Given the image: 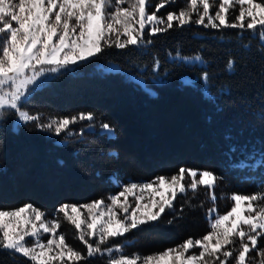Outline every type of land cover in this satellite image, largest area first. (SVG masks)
Masks as SVG:
<instances>
[{
	"label": "trees",
	"instance_id": "1",
	"mask_svg": "<svg viewBox=\"0 0 264 264\" xmlns=\"http://www.w3.org/2000/svg\"><path fill=\"white\" fill-rule=\"evenodd\" d=\"M159 2L151 0L149 11ZM185 3L175 0L161 13L178 11ZM152 39V45L139 50L109 49L78 73H64L51 80L26 105L44 122L50 117L92 112L97 118L94 132L85 128L87 122L72 125V134L67 137H56L31 125L19 124L13 129V119L0 126V210L31 203L51 215L63 204L83 205L117 193L120 187L112 182L114 176H119L121 183L148 182L160 175L170 177L180 167L222 176L214 189L215 204L208 189L189 190L175 201V213L158 227H144L113 241L126 245L125 254L143 256L179 245L189 237H202L210 231L209 208L215 207L222 215L230 210L233 193L260 191L264 173L232 167L247 156L258 158L264 152V46L257 36L235 29L192 26L174 28ZM177 51L182 56L199 53L206 67L173 59ZM230 58L237 62L234 74L226 68ZM156 61L158 73L164 77L159 84L149 80ZM108 62L118 63L121 71H101ZM205 70L209 73L207 88L215 98L212 101L204 96L200 79ZM130 74L141 75L155 95H149ZM182 76L195 81L183 85ZM99 122L112 125L116 136L101 135ZM226 134L234 139L226 141ZM65 139L68 143H58ZM230 143L237 145L231 160L226 155ZM113 152L118 158L109 155ZM169 219L173 220L171 225ZM65 230L67 243L86 254L85 246L71 236L69 227ZM107 261V256L90 258V264ZM0 264L31 262L0 251Z\"/></svg>",
	"mask_w": 264,
	"mask_h": 264
},
{
	"label": "snow or ice",
	"instance_id": "2",
	"mask_svg": "<svg viewBox=\"0 0 264 264\" xmlns=\"http://www.w3.org/2000/svg\"><path fill=\"white\" fill-rule=\"evenodd\" d=\"M174 2L160 0L155 10L149 11L151 0H0V126L15 119L17 124L67 137L72 134V125L87 122L88 130L94 132L97 118L92 112L50 117L44 122L40 114H31L26 105L51 80L64 73H78L96 63L109 49L139 50L152 45L153 37L174 28L235 29L256 33L264 44V3L186 0L178 11L158 15ZM237 5L238 14L233 15ZM261 51L264 54V47ZM173 59L192 66L207 64L199 53L182 56L177 51ZM226 68L234 74L237 62L230 58ZM158 69L156 61L153 71ZM101 71L121 70L109 64L102 66ZM200 79L207 84L209 73L203 71ZM182 83L191 85L192 81L185 79ZM204 96L210 101L215 99L207 88ZM98 126L101 135L116 136L109 123L99 122ZM224 139L230 142L234 138L226 134ZM236 152L237 145L230 143L226 153L230 160ZM109 155L118 158L119 154ZM232 167L264 173V152L259 159L247 156ZM222 179L213 171L186 167H180L170 177L160 175L148 182L121 183L120 177L114 176L112 182L121 190L108 196L109 202L101 198L83 205H61L57 211L75 227L86 254L69 245L65 235L58 232L59 219H47V214L33 204L0 210V251L31 264H90V258L97 255L107 256V264H264V181L257 193H233V204L222 215L215 207L209 208L210 231L200 238L189 237L179 245L143 256L125 254L126 245L113 243L144 227H158L166 216L175 213V201L189 190L208 189L215 204L214 189ZM167 223L171 225L173 220ZM44 236L48 238L45 240ZM253 252L261 258L259 261Z\"/></svg>",
	"mask_w": 264,
	"mask_h": 264
},
{
	"label": "rangeland",
	"instance_id": "3",
	"mask_svg": "<svg viewBox=\"0 0 264 264\" xmlns=\"http://www.w3.org/2000/svg\"><path fill=\"white\" fill-rule=\"evenodd\" d=\"M236 8L239 10V7L236 6ZM236 8H235V9H236ZM235 9H234V10H235ZM154 10H155V8H154ZM154 10H153V11H154ZM238 10H237V12H236L237 14H238ZM166 14H167V12H166V13H161V11L158 13V15H164V16H166ZM252 35L257 36L256 33H252ZM257 38H258V36H257ZM258 40H259V39H258ZM259 42L262 44V42H261L260 40H259ZM262 45L264 46V44H262ZM109 64H111V65H115V66H117V67L121 70L120 65H119L118 63H115V62H108L107 64L102 65V66H107V65H109ZM102 66H101V67H102ZM137 70H138L139 72L144 71L143 68H137ZM130 78H131L132 80H134L136 83H138L143 89L147 90L148 92L154 93V90H153L150 86H147V84H146V82H145V79H144L141 75L130 74ZM185 79L192 81L191 84H193L194 81H195L194 78H191V77H189V76H182V77H180L181 82H182L183 80H185ZM149 80H150L152 83L159 84V83H162V82L164 81V77H163V75L159 74L158 71H155V72H154V71L152 70V72H151V74H150V77H149ZM141 81H143V83H140ZM201 83L203 84V92H204V89L207 88V84H205V82H204L203 80H201ZM207 89H208V88H207ZM18 125H19V124H17L16 120L13 119V122H12V127H13V129H17ZM85 128L88 129L87 125L85 126ZM49 134H50V133H49ZM50 135H52V134H50ZM259 158H260V157H258V158H256V159H259ZM132 182H133V181H132ZM188 182H190V178H189ZM120 190H121V189H120ZM118 192H119V191H118ZM114 194H116V193H114ZM110 195H112V194H110ZM110 195H108V196H110ZM108 196H106V197L104 198V199L106 200V202H109V201H107V197H108ZM130 199H131V198H130ZM53 218L59 219L60 222H61V227L58 229V232L64 234L65 237H66V232H65L66 230H65V229H66V227H69V229L71 230V236H72L73 238H75V239L77 238V236H78L77 230L75 229V227H74L72 224H70V223L64 218V216H63L62 213H59L58 211H56V212L52 213L51 215H47V219H53ZM47 238H48L47 236H44V237H43V239H45V240H46ZM77 239H78V238H77ZM66 242H67V240H66ZM192 251H193V252H198V249H193ZM252 255H253V256H256V253L253 252ZM256 259H257V261H259V259H261V258H260L259 256H256Z\"/></svg>",
	"mask_w": 264,
	"mask_h": 264
}]
</instances>
